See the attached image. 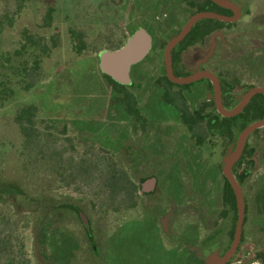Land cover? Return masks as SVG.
Masks as SVG:
<instances>
[{
	"label": "rangeland",
	"instance_id": "rangeland-1",
	"mask_svg": "<svg viewBox=\"0 0 264 264\" xmlns=\"http://www.w3.org/2000/svg\"><path fill=\"white\" fill-rule=\"evenodd\" d=\"M134 2L0 0V19L5 24L0 32V53H4L0 56V264H100L102 260L110 264L112 257L109 248L106 251L105 248L118 243L123 253L119 254L121 264H135V259L139 262L143 251L148 259L140 261V264H200L199 261L201 264H214L222 256V251L208 254L202 250L203 245L193 244L192 232L185 228L178 229L177 235L172 231L165 236L170 216H166L163 227L157 222V214H162L160 211L164 203L160 200L149 205L150 199L167 198L170 193L178 197H195L198 191H202L199 190V183L205 180L209 189L213 190L210 205L203 208L169 205L167 210L171 208L173 212L191 217L189 220L199 223L205 235L223 236L219 241L220 248L228 246L230 241L227 243L224 235L231 230L232 216L226 215L221 227L223 231L219 235L214 232L217 228H211V225L212 220L224 218L218 213L223 195L222 166L224 159L231 154L233 144L224 146L225 142H211L208 136L200 154L203 174L185 170L183 160L174 157L172 166L177 168L167 176L131 169L127 173L131 184L123 183L121 179L119 189L110 188L109 173L113 167L118 164L129 169L135 163L131 136L125 132L132 125L124 120L127 113L123 107L117 106L116 109L113 106L111 89L105 87L102 90L103 80L97 72L96 53L124 42L133 24H145L148 31L156 38L161 35L166 43L193 11L184 0H171V9L167 7L149 15L141 5L143 3H138L137 9ZM235 2L242 9V16L236 25L214 32L204 44L184 52L181 59L185 65L183 70L194 72L202 59L212 57L218 49L224 51L220 52L215 70L226 78L235 75L240 79L235 86V100L238 102L250 86L264 87V80H258L260 76L252 74L260 70L252 59L258 54L249 55L247 52V40L252 45H260L259 33H264V0ZM168 9L164 18L162 14ZM27 34L40 40L39 48L43 45L47 47V53L42 55L41 69L37 74L27 71L28 76L22 70L23 66L32 67L33 60L41 51L36 46L37 42L35 45L27 42ZM75 34L84 40L86 53L83 57H91L87 63L73 49L72 36L75 37ZM106 35L112 39L107 45L103 43V39H108ZM24 44L32 46L24 50ZM258 45H255L257 50L260 49ZM163 48L159 46L153 53L150 52L145 61L133 69L131 76L134 84L126 88L133 97L135 108L148 118L170 117L169 114H172L164 107L162 97L158 96L159 88L156 89L164 74ZM82 64L87 68L91 66V69L85 81H78L77 85L86 89L94 87L99 93L75 97V94H69V90L74 71ZM91 70H94L95 76ZM261 72L264 73V68ZM96 100L105 104L100 107L101 103H96ZM27 105L38 108L32 126L26 121L22 124L18 119L20 109ZM59 116L66 119L58 120ZM84 116L86 118L80 119ZM205 133L204 125L196 131L201 137ZM91 138L99 143L86 144L85 141ZM154 139L157 141L154 156H147L142 162L158 167L167 164L169 159L164 157L174 155V149L164 137ZM259 150V159L250 165L249 180L245 179L242 184L247 200V221L243 228L241 253L237 255L239 264H264L258 258L260 254L264 255V145ZM151 176L157 179L156 189L143 196L142 200L137 194V181ZM162 188L166 196L160 193ZM71 200L81 207L95 236V245L88 251L72 238L78 236L82 238V246L90 245L85 240L78 216L69 211L59 218L58 213L62 211H56L54 207L57 203ZM134 210L139 211L140 217L126 219L123 223L124 218L131 216L129 214ZM47 218L52 220V224L48 225L44 236L42 227ZM58 218L61 219L59 222ZM121 222L123 225L114 229ZM58 229L68 233L61 236ZM205 242L206 239L204 245ZM63 243L65 248H61L64 245L60 247ZM50 245H54L52 249ZM128 257H132V261Z\"/></svg>",
	"mask_w": 264,
	"mask_h": 264
},
{
	"label": "flooded vegetation",
	"instance_id": "flooded-vegetation-1",
	"mask_svg": "<svg viewBox=\"0 0 264 264\" xmlns=\"http://www.w3.org/2000/svg\"><path fill=\"white\" fill-rule=\"evenodd\" d=\"M165 1H167V0H147L144 2H142L141 0H135L134 3H135V7L137 9L139 8L138 3H143L141 5L144 6L146 14L148 13L150 15V13H153L154 11H161L162 9L170 7L173 4V3H170L171 0H168L167 3H165ZM210 1L212 3H214L212 0H210ZM229 1L236 4L235 0H229ZM184 3H185V0H184ZM214 4L217 5L216 3H214ZM217 6L219 8H221L220 9L221 11H220V13H218V12H214V13H218V14H222V15H228V16L232 15L231 10H229L227 8H223L219 5H217ZM170 9H171V7H170ZM170 9H168L167 12L165 11L162 14L164 16V18L167 17ZM240 10H241V16H242L241 7H240ZM199 12H202V11H199ZM209 12H213V11H209ZM195 13H197V12H195ZM195 13L191 14L190 17L192 15H194ZM188 19L177 30L175 35H177L179 33V31L182 29V27L185 25V23L188 21ZM201 20H203V19H201ZM239 20H240V18H239ZM239 20H237V21H239ZM237 21L225 22V23H236ZM144 25L145 24H139V25L133 24L130 27L129 34H128L127 38L129 37V35L134 30H136L139 27H143L144 29H146V27H144ZM146 31L150 34L151 39H152L151 40V48H150L148 54L146 55V57L150 54V52L153 53V51L156 50L159 46L165 47L166 43L172 37L175 36V35L171 36L165 43V41L161 37V35H159L156 38L150 31H148L147 29H146ZM188 33H187V35H188ZM105 37L108 39H106V40L103 39V41H104L103 43H105L107 45L110 42H112V39L110 36L108 37L106 35ZM185 37L180 42H182L185 39ZM127 38L125 39V41L127 40ZM124 42H122L119 45H115V46L113 45V46H111L109 48H105V49L118 48ZM179 43L177 45H179ZM203 44H204V42H203ZM195 45H202V44L198 43ZM195 45H193V46H195ZM193 46H191V47H193ZM175 47L171 50V54H172V51L175 49ZM102 50H104V49H102ZM187 50L188 49H185L183 51V53L186 52ZM163 52H164V48H163ZM163 52H162V57L164 60ZM213 52H214V50H213ZM97 53H96V58H97V68H98ZM182 54H181V56H182ZM211 55H213V53ZM213 56L212 57L211 56L206 57V58L202 59L196 65V71L197 70H207V71L211 72L215 77H217V79L219 81L221 105L225 109H232L240 102V101H238L237 104L235 105L236 92H235L234 80L232 78H230L231 80H229V82L232 85L231 86H225L221 82L222 79H225V78L221 77L217 72H213V71L208 69V67H209L208 64L214 63V61H211V59H213ZM144 59L131 67V69H130L131 84L130 85H121V86H125L126 88H128L134 84L131 73L133 72V69L135 67L139 66L140 64H142L145 61ZM171 65H172V71H173L172 58H171ZM184 66L185 65L183 64L182 67H184ZM98 70H99V68H98ZM191 71H185L186 73L184 75H180V76L176 75L173 71V75L176 77H183V76H187L189 74L196 72V71H194V72H191ZM168 81L170 83H173L168 79V77L166 75L165 62H164V74L162 76L160 85L156 89L159 88L158 89L159 90L158 96L162 97V101H164L163 102L164 107L166 106V109H168L169 113L170 112L172 113V114H169L170 117L154 116V117L148 118V117L143 116L140 109H137V112L134 113V115L132 116V115H129V113H127L126 108L121 106V107H123V109L125 110V112L128 115L127 119H124V120L131 122L130 124L132 125V127L125 129V132H128L129 135L131 136L130 137L131 138L130 140L132 141L131 152L133 153L134 160H135V163L131 164L132 167L130 169L135 170L136 172H140V173H144V172H149V173L155 172L156 173L157 172L160 174H166V176H167V174L169 172H171V170H176L177 167L172 166V164H173L172 159L174 157H177V158H180L181 160H183V166H184L185 170H187L189 172H191V171L197 172L198 171L201 174H203V172H202L203 162H202V159L200 157V154H201V149L203 147L204 140H203V137H201V135L196 134V131L201 125L206 126L207 122L208 123L211 122L212 124H214L215 119L211 118V117H212V115L219 114L217 111V106H216V102H215V94H214V89H213L212 83L207 78H202L200 80H197V81H194V82H191L188 84L173 83L174 85H170L168 83ZM162 84H165V85H162ZM194 84H195V86H192ZM196 84H202V85L198 86ZM251 87L252 86H250L247 89V91ZM253 87H257V86H253ZM188 109L191 112H194L196 110H204L206 112V114H204V116H202V119L193 121L192 118L189 119V118H186L183 116V114L185 112L187 113ZM220 116H222V115H220ZM222 117H224V116H222ZM171 128H172V130H171ZM168 129H170V130L168 131ZM170 131H172L171 134L169 133ZM206 134L209 136V131L207 128H206ZM161 137H164V140H167V142L170 141V143L172 144V149H174V155H171L168 157L165 156L164 159L168 158L169 161L167 162V164L159 165L158 167L155 165L151 166V164H149L148 162H147L148 164L145 163L146 161L142 162L143 158H145L147 156L148 157L154 156V154H155L154 147L156 146V143H157V141L155 142L154 138L160 139ZM215 138L217 140V137H215ZM158 141H160V140H158ZM160 142H162V141H160ZM155 157H156V155H155ZM206 178H207V176L205 177V179ZM152 179H153V183H152V185H150V181ZM166 179H167V177H166ZM156 185H157L156 177L151 176L148 178L138 179V181H137V187H138L137 194H138V196L142 198L143 196H147V195L153 193L156 189ZM199 185H200L199 190H202V191L197 190L198 192L195 194V197H189V198L181 197V196L178 197L175 194L170 193V194H167L168 195L167 198L164 197L163 199H161V198L157 197L154 199H150L149 205L157 204L160 202V200L162 203H164L165 206L162 208V210L160 212L162 214H165V215H164V217H162V214H160V213L157 214V222H158V226L163 227L166 220H167L166 216H168V217L170 216L169 218L171 220L169 221V230L165 231V234H164L165 236H167L166 235L167 233H172V231L177 235V233L179 232V230L181 228L188 229V230H190V233L192 232V238H193V244L194 245H197V246L203 245L204 248H202V250H204V251L206 250V252L208 254L212 253V252H216V251H222L223 252L222 256H223V254L229 249V247L232 244L236 222L234 225H232L231 230L230 231L228 230L226 232V235H224V236H226L225 241L227 243L230 241L228 246H222L220 248L221 245L219 246V244H220L219 241H221L223 239V236H222V238H217V236L210 237V235L207 236V235H205V230H203V228H201L199 223H194L193 221L189 220V219H191V217H189L187 215H183L178 211L173 212V211H171V208L169 211L167 210L169 205L170 206L173 205L174 207L175 206L180 207V206H185V205L186 206L187 205H196V206H199L201 208H203V206L210 205L211 199L213 198V197H211L213 190L209 189L207 180H205V182H203L202 184L199 183ZM209 186L212 187L213 186L212 183H210ZM240 186H241L242 193H243V200H244V205H245V216H246L247 215L246 214V203H247L246 193L244 191V188L242 187V184H240ZM223 189H224V180H223L222 191H223ZM160 193L161 194L165 193V196H166V191L164 188H162ZM143 198H142V200H143ZM235 203H236V200H235ZM141 204H144V203H141ZM236 210H237V207H236ZM218 213H219V216L222 215L224 218L218 217L216 220H212V225H211V228H214V227L217 228L216 231H214V232H217V235H219V233L221 231H223V229L221 227H222L223 221L225 220L226 215L230 214L232 216L231 219L234 218V212L230 209H226V207L224 206L223 195L221 197V209L219 210ZM81 214L84 215L82 210H79L78 218L80 219L82 226L86 229V227L84 226V224L81 220V216H80ZM85 218H86L87 224H88V229H86V231H89L90 230L89 220L87 219L86 216H85ZM244 219H245V217H244ZM232 221H233V219H232ZM236 221H237V218H236ZM204 228H205V226H204ZM243 228H244V222H243V226H242L240 241L237 245V248H236L235 252L233 253V255L230 257V259L225 264H239L240 263V261L237 260V258H239L237 255L239 253H241L240 249H241V241H242V236H243V231H244ZM204 239H206L205 245H204ZM170 245H173V244L170 243ZM63 247H65V246H63ZM179 248L181 249V247H179ZM218 248H220V249H218ZM183 251L185 252L186 250L183 249ZM186 253H187V251H186ZM200 258L202 259V262H204L203 261L204 259L202 257H199L198 259L201 260ZM258 258H260L262 261V254H260L258 256ZM234 259H236V260L234 263H232V261ZM195 260L197 261V259H195ZM199 263L201 264V261H199Z\"/></svg>",
	"mask_w": 264,
	"mask_h": 264
},
{
	"label": "trees",
	"instance_id": "trees-1",
	"mask_svg": "<svg viewBox=\"0 0 264 264\" xmlns=\"http://www.w3.org/2000/svg\"><path fill=\"white\" fill-rule=\"evenodd\" d=\"M185 3L193 10L191 14L195 13V12H199V11H213V12H218L220 13V9L217 5H215L214 3H212L210 0H185ZM50 16V14H49ZM236 25V23H225V22H221L215 19H203L198 21L190 30V32L188 33V35L185 37V39L179 43V45H177L175 47V49L172 51L171 54V58H172V64H173V71L176 75L180 76V75H184L186 72L183 70V64H182V59H181V54L183 53V51L185 49H189L191 46L195 45V44H203L204 40L210 36L212 33L216 32V31H220L225 27H232ZM5 24L4 22L0 19V32L4 29ZM74 34V33H73ZM74 38L73 40V49L76 51L75 53H77L79 56V58L82 59L83 56H85V51L84 49L86 47H84L85 43L84 40L82 39L81 36H79L78 34H75V37L72 36ZM25 39L27 40V42L29 44H34L36 43V46L40 43L39 39H36L35 36L33 35V37H31L29 34H27L25 36ZM37 40V41H35ZM76 40V41H75ZM75 42V43H74ZM248 42V47H247V52L250 55L251 53L254 54H258L256 55V58H252L253 59V64H255V66L260 69L259 72L254 71V73H252L253 75L256 76H260L258 78V80H264V77H262V68H264V33L260 32L259 33V37H258V42L260 45L258 44H250L249 41ZM255 45H258V47H260V49H256ZM32 45H28V44H24L22 46V48L24 50H27L28 48H30ZM38 47V46H37ZM39 48V47H38ZM47 49V47L45 45H43V47H40L39 50L41 51L40 54H37L34 61V64H32V67H28V65H24L23 69L26 72V75L28 76L29 72H33V74H37V71H39L41 69L40 65L42 64V55H45L47 52H45V50ZM220 52H222V50H217L213 56V59H211V61H214V63H210L208 64V69L216 72L215 68L217 63H219L220 61ZM224 52V51H223ZM222 52V53H223ZM19 55L22 54V52H18ZM93 56V54H91ZM0 56H4V53H0ZM91 57H83L82 61L85 60L84 62H88V59H90ZM6 60L9 61V59L7 58ZM1 64V62H0ZM84 64H82L81 66H78L77 69H75L74 73V80L75 83H73L74 80H72V86H70L69 90V94H75V97L78 95L79 96H83V95H93V93L98 92L99 90H97L94 87H89V88H85L82 86H78L77 83L78 81L80 82H84L85 81V77H87V75L89 76V70L91 69V66L87 68V66L83 67ZM97 72L102 76V90L105 89V87H107L108 89H111V92L114 96V98H112V101L115 103L113 104V106H117L118 108L123 106L124 108H126L127 113H129V115H134V113L137 112V109L134 106V102L132 101L133 97L132 95L127 91L125 86H121L119 84H117L116 82H114L111 78H109L108 76L102 74L98 68H97ZM92 75L95 76L94 74V70H91ZM221 77H224L225 79H222V83L225 86H231L232 84L229 82V80H231L230 78H226L223 74L217 72ZM234 80V84L236 86V84H238L239 82V78H236L235 75L231 77ZM168 83L170 85H174L173 83H170L168 81ZM104 84V85H103ZM93 98V97H92ZM99 102L101 104H99L100 107H102V104H105L102 101H97L96 103ZM237 104V102H235V105ZM103 109V108H102ZM38 108L36 105H27L23 108L20 109L19 113H18V119L20 120V122L23 124L24 121H26L28 123V125L32 126V120L37 112ZM83 110V109H82ZM97 110V109H96ZM101 111H98L96 114H99ZM204 114H206V112L204 110H196L194 112L189 111V109L187 110V113L185 112L183 114L184 117L186 118H192L193 121L194 120H200L202 119V116H204ZM128 116V115H127ZM262 116H264V95L261 94H256L252 97V99L250 100V102L248 103V105L237 115L233 116V117H222L219 114L216 115H212L211 118L215 119L214 124H212L211 122L208 123L206 125V128L209 131V137H210V141L213 142L216 140L215 137H217V140L220 142H225L224 146L228 145V144H233V147L235 145L236 139L238 134L241 132L242 129H244L246 126H248L249 124L258 121L262 118ZM88 117V116H87ZM82 118H86L81 117ZM92 118V117H91ZM65 120L66 118H61L59 116L58 120ZM75 119V118H74ZM90 120V119H89ZM89 137V136H88ZM208 135L205 133L203 136V140H206L207 138H209ZM90 138V137H89ZM86 144H90L93 145L95 143H99V141H97L94 138L88 139L87 141H85ZM91 142V143H90ZM93 143V144H92ZM264 145V127L258 128L255 131H253L249 137L247 138L245 144H244V148L243 151L239 157V159L235 162V164L232 167V173L235 177V179L240 183L243 184L244 180L247 179L249 180L250 177V165L252 163H254L256 160L259 159L260 155H257L259 150V147ZM252 161V162H251ZM119 168L120 170H118L117 168ZM131 170L130 168H126V167H121L118 164L113 167V170L110 171V188L112 190L114 189H119V181L122 179L123 183H127V184H131V179L130 176L127 174L129 171ZM224 180V189H223V202H224V206L226 207V209H230L234 212V218H233V225L236 222V218H237V210H236V203H235V197L233 194V191L230 187V184L228 183V181L223 177ZM258 181L261 182V179H259ZM11 190V189H10ZM54 207L56 208V211H59L61 213H58V217L60 218L63 214H67L69 211H72V213H74V215L78 216V212L79 210H82L81 207H79L75 201L71 200V202H65L63 204L57 203L54 205ZM64 212V213H63ZM43 214V213H42ZM246 214H247V203H246ZM131 216H129L128 218H124V220L122 221L123 223L126 221V219H130V218H138L140 217V213L137 210H134L131 214H129ZM58 218V222L61 220ZM247 221V215L245 216L244 219V224ZM52 220H50V218L45 219V221L43 222L44 226L42 227V230L44 231V236L46 235V231L48 228V225H51ZM120 223L119 225H117L116 228L114 229H118L120 228L123 223ZM90 225V223H89ZM84 228V227H83ZM114 229H110V230H114ZM84 234H85V240L89 242V246L88 245H83L80 243V241H82V238H79L78 236H73L72 238L77 240V244H79V246L81 248H83L84 250L88 251L90 249H92L91 247L95 245V236H93L92 233V229H91V225H90V230L86 231V229L84 228ZM105 230V229H104ZM58 233L61 234V236H63L64 234L68 233L66 231H64L63 229L59 230L58 229ZM118 233V232H117ZM232 234V233H231ZM115 237H117V234L115 235ZM79 239V240H78ZM84 244H87L84 242ZM120 243H118V245H107L105 248V251L108 250L109 248V254L112 257L111 263L110 264H121V260L119 259V254L123 255L122 253V249L120 251L119 249V245ZM63 244L60 245L63 246ZM54 245H50L51 249ZM65 246V245H64ZM59 247V249H60ZM61 248H65V247H61ZM58 249V250H59ZM92 251V250H91ZM120 251V253H119ZM123 252H126L125 250H123ZM144 252V251H143ZM142 254H140L139 256L141 257V259H139V262L141 261H146L148 259V257H145ZM107 253V252H106ZM117 253V254H116ZM44 254V253H43ZM54 254V253H52ZM103 254V253H102ZM46 256V254H44ZM101 256V253H100ZM125 256V255H124ZM148 256V255H147ZM43 257V255H42ZM131 261H132V257H128ZM262 261H264V255H262ZM138 261H133V263L135 264H140ZM100 264H105L103 262V260L101 261ZM109 264V263H107ZM125 264V263H122ZM144 264H149L148 263H144Z\"/></svg>",
	"mask_w": 264,
	"mask_h": 264
},
{
	"label": "water",
	"instance_id": "water-1",
	"mask_svg": "<svg viewBox=\"0 0 264 264\" xmlns=\"http://www.w3.org/2000/svg\"><path fill=\"white\" fill-rule=\"evenodd\" d=\"M217 5L227 8L232 11V15H222L209 11L197 12L192 15L177 35L172 37L164 47V62L165 70L168 79L176 84H188L202 78H207L212 83L217 111L224 117H232L239 114L244 107L249 103L250 99L255 94L264 95V87H251L242 97L240 102L232 109H225L221 105L219 81L211 72L207 70H197L196 72L183 77H176L173 75L171 65V50L187 35L192 26L201 19H216L222 22H235L241 17V10L238 5L229 0H212ZM151 36L143 27L134 30L127 40L118 48L104 49L97 53L98 68L100 72L119 85H130V69L133 65L142 61L148 54L151 48ZM264 127V116L258 121H255L238 134L235 145L230 155L224 159L222 166V174L229 182L236 200L237 207V221L233 236V241L229 249L217 260L214 264H225L235 252L240 241L242 226L245 217V205L243 200V193L240 184L235 179L232 173V166L239 159L244 144L249 135L258 128ZM153 179L150 181L152 185ZM81 220L88 229V224L85 216L80 215Z\"/></svg>",
	"mask_w": 264,
	"mask_h": 264
}]
</instances>
